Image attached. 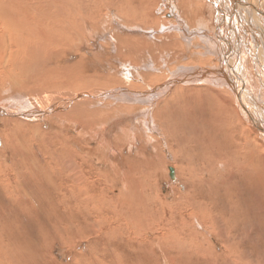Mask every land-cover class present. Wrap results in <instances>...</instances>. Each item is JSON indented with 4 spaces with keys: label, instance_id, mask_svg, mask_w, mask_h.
Masks as SVG:
<instances>
[{
    "label": "bare ground",
    "instance_id": "1",
    "mask_svg": "<svg viewBox=\"0 0 264 264\" xmlns=\"http://www.w3.org/2000/svg\"><path fill=\"white\" fill-rule=\"evenodd\" d=\"M116 1L120 4L121 11H125L127 5L133 0ZM255 1L262 3V0ZM135 2H137L135 16H142L146 22V19L150 16L151 7L148 6L146 0H135ZM166 3L169 4L170 12L168 15L171 17V21H167L168 24L164 26V31L168 32L166 37L169 39L165 43L162 41L163 47L155 41V33L153 31H156L151 27L140 25L142 26L140 29L132 25L136 31L147 35L150 45H147L144 49V52L150 58L145 60V55L138 56V66L155 70L160 65H178L179 61L185 57L188 60H185L184 63L188 65L201 64L203 57L197 52L190 51L189 46H186L185 42L182 45L180 41L174 39L172 34L174 31H178L184 36L183 38L188 39L189 35H199L198 33H200L202 36L209 38L208 40L205 38L204 42L213 44L215 40L207 32V29L211 31L210 26L208 21H204L205 19H203V14L201 13V10L209 9L216 12L217 30L220 37L222 36L223 38L219 42L223 50L221 48L217 49L219 64L214 71L216 75L211 79L214 81L218 79L219 82L226 84V86L187 84V76L193 75V72L179 68L174 74L177 73V80L181 81V83L176 84L177 80L172 74L171 81L169 79L168 82L153 86L149 90H144L143 92L133 91V93L126 91L125 93L134 97L127 99L128 102L152 105L154 103L153 98H158L159 107H162L165 113L168 109L176 107L179 102L180 92L187 89L202 90L208 96L209 103H212V101L217 103L215 106L216 112L211 113L213 114L212 118L215 117L216 119L215 128L222 132L224 129L228 130L232 140H236L237 148L248 151L247 167L243 166V168L251 169L260 178L259 170L254 168V162L257 161L264 166V113L256 108L254 94L249 86L244 85L239 73H237V79H234L232 83L228 82L225 74H227V69L229 68L242 67L239 48L242 40H244L243 42H245L246 46L252 47L257 52L253 56L264 62V8L258 11L255 7L258 5H255L253 0H182L181 7L178 2L177 6L174 5L175 0H167ZM181 8L184 11L187 9V12L198 13L196 16L197 21H193L194 26L184 23L183 18L185 17H181L178 12ZM142 11L144 12L143 14L141 13ZM86 15L96 17V20L99 19V25L102 22L104 23L103 25L107 26L111 24L107 16L102 19L103 13L101 9L98 6H93L88 0H0L1 227L5 226L6 220H10L14 227H17L16 230H20L22 223L17 221L16 218L18 216L15 218V215L22 216L24 218L22 220L25 221L31 205V196L37 190L41 189L51 197H65L73 193L71 187L66 183L76 185L83 181H89V176L87 177L83 171L85 167L81 163L76 162V159L80 157V153L74 148L67 146L70 143L79 144L83 153H87L88 156H94L98 160L97 163L105 166L104 177H101L105 178L109 184H121L115 196L121 203L114 204L113 197L109 198L108 202L106 201L107 203L99 201L98 206L90 208L88 216L84 218V222L91 225V231L88 234H83L78 229L75 238L80 239L85 235L87 239L98 240L99 232L117 233L121 232V229L126 228L130 234H133L134 232L138 233V231L132 230V227L148 225L140 212L134 211L129 215H125L117 208L121 204L125 205L127 203L132 204L130 208H133V202H136L138 198H142L141 201L144 203L142 209L144 213L146 212V217L148 218L150 207L153 208L150 202L152 196L151 194L149 196L146 194L145 199H143L141 196L142 192L145 195L144 191L126 176L125 166L121 159L110 156L116 152L123 151V148H114L109 138L113 131H117L127 141L131 140L134 142L143 139L151 143L153 136L158 137L161 134L160 129L155 126V114L158 113V106H155L152 115L150 107L140 108L137 105H131L130 109L137 115L133 125L119 127L120 120L125 117L123 106L119 110H106V105L102 103V100L105 97H109L110 93L94 88L87 90L84 89V85L88 83L104 84L105 82L101 81L103 77L98 76V74L108 70V66L111 68H119L121 66L112 62L110 57L105 60L103 54L100 53L101 46L96 42L92 44L94 51L86 48L85 52H66L63 57L49 53L54 48H67L73 45V42L68 39L71 32L74 39L75 33L77 34V28L75 27H78L76 25L78 23L84 27V30H88L91 37L107 39L109 48L112 52L115 50L118 43L117 35L109 36V31L105 29L91 31V28L88 27ZM174 22L177 25H174ZM258 22H260L258 27L260 32L256 28ZM234 23L238 28H235L230 33L229 30L234 26ZM240 23L243 26L242 30L239 27ZM117 26L124 29L127 28L122 24ZM77 46L78 49L82 50L86 45L81 43ZM161 50H163V55H154V53L159 54ZM231 55L237 58V64L232 65V63L228 62L227 57ZM220 57L225 58V60L223 61ZM126 60H128L127 57L122 58L123 64L128 63ZM132 66L135 67L134 65ZM150 70L141 74L139 80L145 82V79L150 77V73L155 74ZM195 71H198L199 74L197 78L191 81L193 83L202 76L203 78L210 77V71L207 68L195 69ZM117 72L123 77L124 81L129 82L130 76L127 75V69H117ZM261 75L264 77V74ZM154 76L157 77V74ZM90 78L93 79L89 81L88 79ZM134 80H136V76ZM129 84L132 89L143 88V86H137L134 82H129ZM151 93L152 95H149ZM102 111H107L110 115L104 116L101 113ZM107 113L105 114L107 115ZM210 124L212 125L211 121ZM136 125L140 126L139 132L141 136L138 138V135L133 134ZM20 126L27 129V140L18 133ZM63 127L74 129L76 136L70 138L67 132L62 129ZM193 127L195 130L197 129L196 124ZM32 129L33 133H31ZM144 132H153L154 135L146 137L147 135ZM201 133L202 131L199 129L197 138L201 137ZM90 135H95L96 139L92 140ZM219 136L221 134L218 131L210 136L208 134L202 135L204 139L211 141V145L213 144L212 149L217 155L215 161H221L224 158L220 150L227 148V143L224 140L223 143L218 140ZM232 140L229 142H232ZM82 141L93 143V146L85 147L81 144ZM154 149L155 147H153ZM159 152L161 158L163 157L166 160L170 158L169 153L163 147L160 148ZM186 161V163L182 164V167L192 168L193 165L188 160ZM76 163L78 164L76 165ZM49 165H54L55 167L53 166L52 168L50 166L49 168ZM170 168L173 169L172 167ZM202 169L206 172L205 168ZM92 170L94 173H98L95 167ZM204 171L198 170L196 176L201 177L204 175ZM170 173L169 176L173 179L174 173H172V170ZM37 181L41 184V188L38 187ZM204 183L206 184L205 181L202 182L196 179L194 185H203ZM88 189L89 187L79 192H88ZM88 194L93 198L91 196L93 193ZM75 197L74 195L72 196V205L63 204L71 207L73 212L79 207V199L74 202L73 199H77ZM163 206L165 205L163 204ZM111 207L113 209H110ZM154 213L157 214L156 211ZM188 215L198 226L196 228H200V222L191 214V211ZM92 219H95L93 223ZM64 220V234H67L75 224L72 222V216H65ZM118 221L122 222L123 227L120 226ZM158 225L159 222L156 223V226ZM27 226L31 229L29 223H27ZM195 229L192 230L195 231ZM17 234L13 236L25 239L28 237L29 231L24 234L20 231ZM167 234L170 237L172 235L175 237L169 240L170 247L177 252L184 247L186 238L193 237L192 235H185L186 237L183 238V233L180 236L173 231L164 233V235ZM0 235L2 236L0 238L1 263L21 262L17 260L18 257L22 256L24 260L28 259L36 255L38 249L41 250L39 254L41 259L45 256L44 252L52 249L55 244L58 245V249L67 251L69 246L74 243V239L61 236L57 239H43L38 242L26 240L27 245L19 244L17 248H13V241L7 243L4 238V228L0 229ZM55 237L56 234H53L52 238ZM189 244L191 246L196 245L193 242H189ZM228 246L232 252L229 242ZM35 247H38V249H34ZM101 250L103 249L101 248ZM80 261L81 256L73 258V264H80ZM35 264L57 263L40 261Z\"/></svg>",
    "mask_w": 264,
    "mask_h": 264
},
{
    "label": "rangeland",
    "instance_id": "2",
    "mask_svg": "<svg viewBox=\"0 0 264 264\" xmlns=\"http://www.w3.org/2000/svg\"><path fill=\"white\" fill-rule=\"evenodd\" d=\"M146 1L148 6L151 7V12L145 22L142 16H135L137 5L135 0L127 5L125 11H121V6L116 0H88L93 6H98L101 9L103 13L102 19L107 16L111 22L109 26L103 25V22L99 25V19L96 20V17L86 15L88 27L91 28V31L105 29L109 31V36L117 35L118 43L113 52L109 48L107 39L91 37L88 30H84V27L78 23L76 24L78 27H75L77 28V34L75 33L74 39L72 38V32L68 39L73 42V45L67 48H54L49 53L63 57L66 52L74 53L77 51L80 53L85 52L86 48L94 51L92 44L96 42L100 44V53L103 54L105 60L110 57L112 62L121 66L119 68L108 66V70L98 74V76L103 77L101 81H104V84L88 83L84 85V89L87 90L94 88L110 93L109 97H105L102 100V103L106 105V110H119L123 106L125 117L120 120L119 127L133 125L137 115L130 109L131 105H137L140 108L150 107L152 115L155 106H158V113L155 114V126L160 129L161 134L156 137L153 136V132H144L147 135L146 137L153 136L151 143L143 139L134 142L131 140L127 141L117 131H113L109 138L114 148H123V151L116 152L110 156L121 159L125 166L126 176L144 191L145 195L142 192L141 196L143 199H145L146 194L148 196L151 194L152 196L150 202L153 208L150 207L148 218L146 217V212L144 213L142 209L144 206L141 201L142 198H138L136 202H133V208H130L132 205L130 203L125 204L126 206L121 204L117 208L125 215H129L134 211L140 212L148 225L132 227V230L138 231V233L134 232L133 234H130L126 228L121 229V232L117 233L99 232L98 240L87 239L85 235L80 239L75 238L78 229L83 234H88L91 231V225L85 223L84 218L88 216L90 208L98 206L99 201L107 203L108 199L113 197L114 204L121 203L117 200L118 198H115L121 184H109L103 178L106 171L105 166L97 163L98 160L94 156H88L85 152L84 154L79 144L70 143L67 146L74 148L80 153V157L76 159V162L81 163L85 167L83 171L87 177L89 176V181H83L76 185L66 183L71 187L73 193L65 197H51L43 190H37L31 196V205L25 221L22 220L24 219L22 216L15 215V218L18 216L16 218L17 221L22 223L20 230H16L17 227H14L10 220H6L5 226H0V229L4 228V238L7 243L13 241V248H17L19 244L27 245L26 240L38 242L43 239H57L61 236L74 239V243L69 246L67 251L58 249V245L55 244L52 249L44 252L45 256L41 259L39 256L41 250L35 247L34 249H38V253L28 259L24 260L20 256L17 260L21 262H0V264H35L40 261L73 264V258L77 256H81L80 264H264V166L257 161L254 162V168L259 170L260 178L251 169L243 168V166L247 167L248 151L237 148L236 140H232L228 130L224 129L222 132L215 128L216 119L215 117L212 118L213 114L211 113L216 112L215 106L217 103L215 101L209 103L208 96L201 89V91L187 89L179 93V102L176 107L170 108L164 113L162 107H159L158 98H153L154 103L152 105H140L128 102L127 99L134 97L125 93L126 91L131 93L133 91L143 92L153 86L166 83L169 79L171 81L172 74L179 68L193 72V75L187 76V84L226 86V84L219 82L218 79L216 81L211 79L216 75L214 71L219 64L217 49L221 48L219 42L223 39L217 30L216 12L209 9L201 10L204 21H208L210 26L211 31L207 29V32L215 40V42L211 40L214 42L213 44L204 42L205 38L207 40L209 38L202 36L200 33H198L199 35L191 34L188 39L183 38L184 36L178 31H174L172 34L174 39L180 41L182 45L185 42L186 46H189L190 51L197 52L203 57L201 64L188 65L184 63L185 60H188L185 57L179 61L178 65H160L157 69L150 70L148 67L138 66L139 62L137 61V57L140 55H145V60L150 58L144 52L146 46L149 45L147 35L136 31L132 25L140 29L142 27L140 25L151 27L156 31H153L155 33V41L163 47L162 41L165 43L169 39L166 37L168 32L164 31V26L168 24L167 21H171V17L168 15L170 9L169 4L166 3L167 0ZM177 2L181 7L182 0H175V6H177ZM253 2L258 5L255 6L258 11L264 8V0H262V3L255 0ZM183 4L186 5L185 3ZM174 5L172 6L174 7ZM178 12L181 17H185L183 18L185 24L194 26L198 13L187 12V9L184 11L182 8ZM141 13L143 14L144 12L142 11ZM119 24L127 28L118 27L117 25ZM174 25H177V23L174 22ZM259 25L260 22L257 23L256 28L260 32ZM239 27L241 30L243 29L241 23ZM235 28L238 27L234 23L229 32L231 33ZM243 41L239 44L242 67L229 68L227 69V74H224L228 82L232 83L234 79H237V73H239L244 85L249 86L254 94L256 108L264 113V77L261 75L264 74V62L253 56L257 52L252 47L246 46ZM81 43L86 45L82 50L78 49L77 46ZM221 50L223 49L221 48ZM154 55H163V50L159 54L154 53ZM123 57L128 58L126 61L129 64H123ZM220 58L223 61L225 60L223 57ZM227 60L232 65L237 64V58L234 55L227 57ZM158 61L160 62V60ZM205 68L210 71V77L203 78L202 76L196 82H191L199 74L195 69ZM117 69H127V75L130 76L129 82H134L137 86H143V88L132 89L129 82L124 81ZM149 70L155 74L150 73V77L145 79L146 83L139 80L141 74ZM156 74L157 77L154 76ZM135 76L136 80H134ZM174 76L177 80V73ZM92 79L88 80L91 81ZM178 83H181V81L177 80L176 84ZM149 95H152V93ZM187 95L189 96L185 99ZM101 113L104 116L110 115L107 111H102ZM195 124L196 130L193 127ZM201 126L202 128H200ZM135 127L133 134L138 135V138L141 136L139 132L140 126L136 125ZM168 127L170 128L169 130ZM62 129L67 132L70 138L76 136L74 129L64 127ZM199 129H201L202 133L201 137L197 138ZM32 131L33 129L31 133H33ZM216 131L221 134L218 140L222 141L221 143H223V140L227 143V148L220 150L224 157L221 161H215L217 155L212 149L213 144L211 145L209 139L206 140L202 137L205 134L209 136L215 134ZM18 133L27 140V129L25 127L20 126ZM90 138L95 140L96 136L90 135ZM231 140L232 142H229ZM81 144L85 147L93 146V143L88 141H82ZM153 147H155L154 150ZM161 147L169 153V159L161 158L159 152ZM186 160L193 165L192 168L182 167V164L187 162ZM193 162L194 164H192ZM50 166L53 168L54 165H49V168ZM94 167L98 172L97 174L92 170ZM202 168H205L206 172ZM171 170L174 173L173 179L169 176ZM198 170L204 171V175L197 177L196 173ZM196 179L202 182L205 181L206 184L194 185ZM37 185L41 188V184L38 181ZM88 187V192H79ZM88 193H93L91 194L93 198ZM73 195L77 198L73 199L74 202L79 199V207L74 212L71 207L63 205H72L71 199ZM10 207L12 206L10 205ZM110 209L113 208L111 207ZM155 211L157 214L154 213ZM190 211L196 217V220L200 222V228H196L198 226L188 215ZM6 212L9 213L7 210ZM65 216H72V222L75 224L67 234H64ZM94 221L95 219H92V223ZM157 222H159L158 226H156ZM27 223H29L31 229L27 226ZM118 223L123 227L122 222L118 221ZM192 229H195V231ZM20 231L23 234L29 231L28 237L22 239L23 237L16 238L13 236L18 235L17 233ZM169 231H173L180 236L183 233V238L187 235H192L193 237L186 238L184 247L177 252L170 247L169 240L175 237L173 235L170 237L169 234L164 235V233ZM53 234H56L55 238H52ZM0 238H2L1 235ZM189 242L196 243V245L191 246ZM228 242L232 252L229 250Z\"/></svg>",
    "mask_w": 264,
    "mask_h": 264
}]
</instances>
